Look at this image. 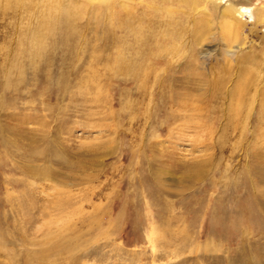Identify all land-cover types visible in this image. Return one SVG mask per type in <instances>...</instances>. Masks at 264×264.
I'll list each match as a JSON object with an SVG mask.
<instances>
[{"label": "rangeland", "instance_id": "rangeland-1", "mask_svg": "<svg viewBox=\"0 0 264 264\" xmlns=\"http://www.w3.org/2000/svg\"><path fill=\"white\" fill-rule=\"evenodd\" d=\"M0 264H264V0H0Z\"/></svg>", "mask_w": 264, "mask_h": 264}, {"label": "bare ground", "instance_id": "bare-ground-1", "mask_svg": "<svg viewBox=\"0 0 264 264\" xmlns=\"http://www.w3.org/2000/svg\"><path fill=\"white\" fill-rule=\"evenodd\" d=\"M207 1H209L211 4H214L215 2L217 3V0H207ZM228 1L229 0H220L221 3L223 2L226 3ZM220 13H223L224 15L233 18L237 22L239 21V18H243V17H247L251 21H254L256 19V16L252 8L247 6L243 2L239 4L230 3L226 6V8L221 10ZM235 27H237L236 24L229 23L225 26V29L227 32H232V30H234ZM121 28L123 29V27Z\"/></svg>", "mask_w": 264, "mask_h": 264}]
</instances>
